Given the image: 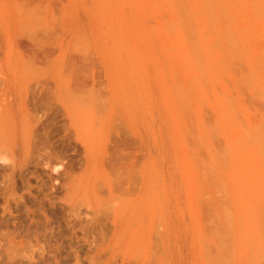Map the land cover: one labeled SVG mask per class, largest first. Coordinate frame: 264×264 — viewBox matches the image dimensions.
Listing matches in <instances>:
<instances>
[{"label": "rangeland", "instance_id": "1", "mask_svg": "<svg viewBox=\"0 0 264 264\" xmlns=\"http://www.w3.org/2000/svg\"><path fill=\"white\" fill-rule=\"evenodd\" d=\"M0 86V264H264V0H0Z\"/></svg>", "mask_w": 264, "mask_h": 264}, {"label": "bare ground", "instance_id": "2", "mask_svg": "<svg viewBox=\"0 0 264 264\" xmlns=\"http://www.w3.org/2000/svg\"><path fill=\"white\" fill-rule=\"evenodd\" d=\"M25 81V80H24ZM22 82V81H21ZM28 82V81H27ZM11 84H13V83H11ZM6 86V85H5ZM20 86V85H19ZM1 87V86H0ZM3 87V86H2ZM21 87V86H20ZM3 90V89H2ZM20 91H21V88H20ZM2 93V92H1ZM0 93V94H1ZM66 93H67V90H66ZM5 95V94H4ZM6 96H7V94H6ZM65 96V95H64ZM8 97V96H7ZM19 97V96H18ZM67 97V96H66ZM4 98H5V96H4ZM22 98V97H21ZM71 99H73V98H71ZM71 99L69 100V101H71ZM21 100V99H20ZM4 101V100H3ZM65 101V100H64ZM2 102V101H1ZM0 102V103H1ZM21 102V101H20ZM19 102V103H20ZM72 102V101H71ZM17 104V103H16ZM21 104V103H20ZM5 105H8V103H6ZM73 105V104H72ZM0 106H3V105H0ZM3 107H5V106H3ZM3 107H1L0 108V169H2L3 171V173L0 175L1 177H0V191H1V195L2 196H0V197H2L1 198V200L3 201L4 200V203H2L3 204V206L1 207V205H0V207L1 208H3L2 209V211H5V210H8L9 208H10V206H11V202L9 203L8 202V200H9V198H13V197H11V196H9V195H7L6 194V192H4L5 191V186H6V184L10 181V179H11V177H12V175H13V173H14V171L16 170V168H17V166H18V158H16V156H15V153L16 152H18V150H19V145H18V142H17V139L18 138H20V136L22 135L23 136V134H25V136H26V134H28L27 136H28V138H29V132L31 131V133H33L34 132V130H32L33 128H34V126L31 124V122H35L36 121V115H34L35 116V118H34V116L32 117V115L30 116L29 114H27L26 112L27 111H25V110H23L24 112H25V114H24V112H22L21 111V113L23 114H21V113H19L18 112V114H21L22 115V118L19 116V115H17V116H19V124L18 125H16L15 126V122H13L14 121V115L11 113V112H9L8 110V108L6 107V109L5 108H3ZM68 108H69V105H68ZM50 109H52V108H50ZM64 109H66V108H64ZM18 110H20V109H18ZM66 110H68V109H66ZM66 110H65V112H66ZM68 111H70L71 112V110H68ZM67 111V112H68ZM30 112V111H29ZM65 113L66 115L68 114V113ZM69 112V116H71V118H72V113H70ZM14 113V112H13ZM16 113V112H15ZM13 115V116H12ZM82 115H84V113H82ZM68 116V115H67ZM31 117L33 118V120L31 121ZM21 118V119H20ZM39 117H37V120H39L38 119ZM17 120H18V117H17ZM16 121V120H15ZM31 121V122H30ZM71 121V120H70ZM18 122V121H17ZM17 122H16V124H17ZM73 123V122H72ZM32 125V126H31ZM71 127L73 126L72 124L70 125ZM17 127V128H16ZM30 127L32 128L31 130H30ZM33 131V132H32ZM86 134V133H85ZM20 135V136H19ZM33 135H34V133H33ZM36 135V134H35ZM21 136V137H22ZM78 136V135H77ZM32 137V136H31ZM16 138V139H15ZM35 138V137H34ZM25 139H26V137H25ZM30 139V142H31V138H29ZM28 139V140H29ZM33 139V138H32ZM15 140V141H14ZM22 140V139H21ZM32 141H34V140H32ZM80 141H82V139H80ZM20 142V141H19ZM24 142V141H23ZM27 142V141H26ZM20 147H21V149H22V147H23V149L26 147L25 145H22V142H20ZM24 144H25V142H24ZM84 144V143H83ZM27 145H28V142H27ZM85 146V145H84ZM27 147H29V146H27ZM20 149V150H21ZM26 149V148H25ZM87 149V148H86ZM30 150V149H29ZM27 153H28V148H27V151H26ZM86 152V151H85ZM22 153L24 154V156L23 157H25V158H29V153H30V151H29V153L28 154H26L25 153V150H22ZM23 154H21V155H23ZM18 155V154H17ZM25 155H28V157H26ZM21 158V162H23L22 160H23V158H22V156L20 157ZM24 158V159H25ZM20 160V159H19ZM21 165V164H20ZM35 169V168H34ZM15 174V173H14ZM36 175V174H35ZM38 176V175H37ZM13 178V177H12ZM24 182H28V184L30 185V180H25ZM2 185V186H1ZM28 186V185H27ZM30 188V187H29ZM5 194H6V196H8L9 198L7 199L6 198V196H5ZM8 194H11V193H8ZM12 195H14V194H12ZM6 198V199H5ZM50 198V197H49ZM53 198V197H52ZM15 200V199H14ZM10 205H9V204ZM1 211V212H2ZM9 211V210H8ZM8 211H5V212H8ZM4 213V212H3ZM1 219V218H0ZM7 221V220H6ZM5 221V222H6ZM0 223L2 224L3 223V221L1 222L0 221ZM13 223H14V220H13ZM24 224V223H23ZM14 225V224H13ZM0 227H3V229H7L8 230V228H7V225H6V228H5V225H3V226H1L0 225ZM9 227V226H8ZM13 227H15V226H13ZM32 227V226H31ZM10 229V228H9ZM22 229V228H21ZM20 229V230H21ZM0 230H2V229H0ZM7 230H6V232L4 231V230H2V232H1V235L0 236H2L3 235V237L4 236H6V234H4V233H8V235L10 234V236L12 235L13 236V234H11V233H9V231L11 232V231H13V230H16V228L15 229H11V230H9L8 232H7ZM18 230V229H17ZM25 230V229H24ZM49 230V229H48ZM47 230V231H48ZM41 231V230H40ZM15 232V231H14ZM13 232V233H14ZM37 232V231H36ZM16 233H18L17 231H16ZM40 234L41 233H43V232H39ZM46 233V232H45ZM35 234V233H34ZM33 234V235H34ZM40 234H38V235H40ZM48 235H49V233H48ZM7 237V236H6Z\"/></svg>", "mask_w": 264, "mask_h": 264}]
</instances>
